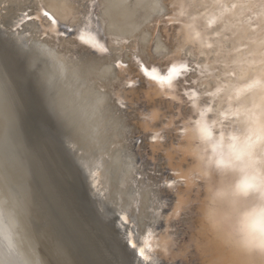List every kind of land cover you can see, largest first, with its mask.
<instances>
[{
    "label": "bare ground",
    "instance_id": "bare-ground-1",
    "mask_svg": "<svg viewBox=\"0 0 264 264\" xmlns=\"http://www.w3.org/2000/svg\"><path fill=\"white\" fill-rule=\"evenodd\" d=\"M222 3L237 7L221 17L215 0H103V8L96 9L100 23L90 21L107 42L108 53L100 55L76 38V28L90 10L88 0H0V40L33 85L50 119V133L61 141L70 164L85 176L87 199L99 217L122 213L138 236L146 230L141 240L150 245L149 264H264L259 256L237 258L231 237L218 242L204 220L210 209L208 179L212 186L228 182L226 175L212 170L217 152L229 150L231 136L238 137L236 144L242 143L247 109L254 110L258 121L264 119L259 95L264 84V0ZM27 10L40 22L24 21L11 30L10 25ZM43 11L57 19L58 30L66 33L59 45L40 36V30L51 26ZM210 18L216 22L207 27ZM38 46L48 48L53 57L42 55ZM117 61L120 67L115 66ZM85 63L86 71L81 68ZM185 64L187 73L174 81L172 89H161L142 71L155 67L166 75L173 65ZM0 65L4 68L2 58ZM253 81L255 95L240 104L245 94L239 90ZM181 87L193 89L178 96ZM100 96L105 107L96 104ZM201 120L213 131L211 141L201 140L195 131ZM154 133L160 136L155 141ZM1 146L4 169L15 178ZM47 157L56 175L49 180L41 175V193L33 188L53 214L64 242L78 251L80 259L75 261L104 264L105 259H94V253L86 255L87 248L77 238L80 222L72 217L86 220L74 203L78 200L73 179ZM205 172L208 179L200 178ZM58 180L65 196L73 200L72 207L59 203L54 183ZM18 183L22 190L24 184ZM217 212L223 217L227 208L218 205Z\"/></svg>",
    "mask_w": 264,
    "mask_h": 264
},
{
    "label": "water",
    "instance_id": "water-1",
    "mask_svg": "<svg viewBox=\"0 0 264 264\" xmlns=\"http://www.w3.org/2000/svg\"><path fill=\"white\" fill-rule=\"evenodd\" d=\"M20 15L21 17L10 25L11 30H16L19 27L18 24L24 21L34 20L40 22L38 18L31 14L30 10L22 11ZM39 33L41 37H46L44 36V30H40ZM0 58L3 59L4 63V68L0 65V126H2L3 136L1 139L4 141L0 140V144L3 143V147L1 146L3 153L8 159V166L14 172V175H17L15 169H24L28 176H32L31 178L34 179L33 182L36 184L37 190L41 193L39 188L42 180L41 175H44L48 180L49 178L54 179L52 175H56L52 166L54 163L48 159V154L50 159L68 171L70 178L73 179V182L72 180L71 182L75 187L76 199L78 200L74 203L86 221L83 222L76 214L74 217H70L77 218L80 222V224L77 222L76 225L81 235L79 239L83 244L92 243L95 245L98 253L101 254L100 256L109 259L112 264L151 263L150 255L152 251H150V245L146 249V255L149 256L147 261L139 255V249L144 247L141 237L145 235L146 230L138 236L132 231L131 224L124 219L122 213H117L116 216L110 215L106 218L99 217L96 214L92 204L87 199L86 192L89 187L85 176L75 166L71 165L72 162L62 148L61 141L56 135L50 133V119L44 112L33 85L23 69L20 68V65L12 58L11 51L2 40H0ZM115 66L120 67L118 61L115 62ZM180 89L177 91L178 96L186 95L193 88L185 89L181 87ZM176 97L169 96L170 99L175 100V103L183 105L184 103H180ZM14 139H17L16 141L23 147L26 146L27 151H22L20 146L17 145L18 143L13 141ZM167 181L173 180L168 178ZM54 183L57 198L61 201L59 203L64 207L68 204L72 207L71 202L73 200H68V197L65 196L60 180ZM132 243H135L137 247L133 248ZM6 259L8 260L7 256Z\"/></svg>",
    "mask_w": 264,
    "mask_h": 264
},
{
    "label": "snow or ice",
    "instance_id": "snow-or-ice-1",
    "mask_svg": "<svg viewBox=\"0 0 264 264\" xmlns=\"http://www.w3.org/2000/svg\"><path fill=\"white\" fill-rule=\"evenodd\" d=\"M73 3L77 2V0H72ZM88 4L90 7L89 12L85 15L83 21L80 23V25L76 28L77 32V39L90 47L93 50H96L98 54L104 55L107 54L109 49L107 46V42L103 41L99 34L96 32V30L91 26L90 21L93 19L96 20L97 24L100 23L99 14L96 11V9H102L103 8V0H88ZM243 6V5H241ZM215 7L219 8L221 10L220 16H223L224 11H229L231 9H234L237 7L236 4L226 5L222 3V0H215ZM248 7H252L251 5H248ZM261 7H264V5H261ZM42 15L44 17H47L51 21V26L46 28L44 30V36L48 37L49 39H54L59 45L60 38L66 36L65 32H61L58 30L57 27V19H53L47 11H43ZM74 20L77 18L76 16L72 17ZM61 21H65L66 17H59L58 18ZM262 19H264V13H262ZM23 22V18H22ZM216 21L214 19H208L207 20V27H211L212 24H214ZM65 27L67 28V24L65 23ZM102 27V26H101ZM83 29V31H82ZM68 31H72L71 28H68ZM210 48L211 45H208ZM262 47H264V43H262ZM38 50L42 55H47L49 57H53V53L49 51L48 48L38 46ZM261 55H264V52L261 53ZM86 63L81 65V68L86 71ZM142 71L144 75L148 78H150L153 81H156L161 89H172L174 85V81L181 78L183 75H185L188 71L187 65H182L181 67H177L173 65L167 72L166 75H161L158 73L157 69L155 67H152L151 69L147 67H142ZM262 75H264V70H262ZM256 81H253L250 84H247L245 88H241L239 91L240 93H244V97L242 100L239 101L240 104H245L247 101H249L255 93L253 90L256 88ZM131 86V85H129ZM259 95L262 102H264V84L260 85L259 89ZM96 104L100 107L106 106V101L103 96H100L96 100ZM261 112H264V108L261 109ZM244 119H245V130L242 133V144L244 145V152L235 155L236 160H242V157L244 154H247L249 159L247 161H243L239 167V170L242 173H245L244 178L235 186V189L233 191H225L221 186L224 185V182L222 181L219 186H212L211 180L208 179V173L205 172L201 175L200 178L202 179H208V182L210 184L209 187V201H210V209L212 210V217L215 219L217 217V206L223 205L226 198L228 197H238L240 194H247L250 188H253L254 185L251 182L252 180H256L260 175V168H264V119H260L259 121L256 118V114L253 109H247L245 111ZM146 119H152V117H146ZM196 129L199 138L203 141H211L213 139V131L209 128L206 122L203 120L196 122ZM125 132H127V129H125ZM160 138L159 133L153 134V140H157ZM221 139H223V134H221ZM230 139L233 141L229 145V157H232L233 151L236 147L235 141L238 139L237 136H231ZM223 155V153H221ZM211 163V161H209ZM217 167H224L228 166L229 162L225 161L224 159H218L215 161ZM259 165V168L257 167ZM95 166H99L96 164ZM251 170L255 173V175H252L251 178H249V175L247 174L248 171ZM92 179H95V173L92 174ZM261 201H264V192L261 193L260 196ZM231 203H234V199L230 201ZM127 219L126 217L124 218ZM132 247L136 248L137 245L135 243H132ZM149 247L148 241H144V247H141L139 249V255L143 260L147 261L149 259V256L146 255V249ZM262 261H264V257H261ZM230 264H243V262L240 261H232Z\"/></svg>",
    "mask_w": 264,
    "mask_h": 264
},
{
    "label": "rangeland",
    "instance_id": "rangeland-1",
    "mask_svg": "<svg viewBox=\"0 0 264 264\" xmlns=\"http://www.w3.org/2000/svg\"><path fill=\"white\" fill-rule=\"evenodd\" d=\"M4 166V161L0 155V264H9V262L13 264H79L75 261L78 260V257L80 259L78 251L75 249L77 255L72 245L66 243L67 241L60 233V229L52 217L53 214L51 215L42 196L40 197L38 191L35 190L37 188L36 184L29 181V179H33L30 178L32 176H25L27 173L24 170L16 169L17 175H15V178L21 181L22 185L24 184L23 189L20 190L18 180L12 177L8 171H5ZM25 187L27 190L24 189ZM43 213L44 215H42ZM48 225L51 227V230H49ZM50 233L51 235L54 234V236H51ZM79 234H77V238H80L79 236L81 235ZM58 237L61 238V241ZM85 247L87 248L86 255L94 253L96 255L94 259L101 257V261L105 259L103 261L104 264H112L109 259L99 256L101 254L98 253V250H96L95 245H92V243L85 244ZM64 255L68 256L69 259L71 258L73 262H68ZM6 256L7 258L12 256L13 260H7Z\"/></svg>",
    "mask_w": 264,
    "mask_h": 264
},
{
    "label": "clouds",
    "instance_id": "clouds-1",
    "mask_svg": "<svg viewBox=\"0 0 264 264\" xmlns=\"http://www.w3.org/2000/svg\"><path fill=\"white\" fill-rule=\"evenodd\" d=\"M227 152H217L218 159L228 161V166L217 167L215 161L212 170L218 171L228 177V182L223 186L225 191H233L235 186L244 178L245 173L239 170L243 161L249 159L244 154L242 160H236L235 155L244 152V145L236 144L232 157ZM223 153V155H221ZM259 168V165H257ZM249 178L255 175L251 170L247 173ZM254 185L247 194L238 197L226 198L223 205L227 208V214L223 217L217 212V217H212V210L204 213V220L208 230L216 237L218 242L225 243L231 237L234 255L237 258L264 257V201H261V193L264 192V168H260V175L251 181ZM234 199V203H231Z\"/></svg>",
    "mask_w": 264,
    "mask_h": 264
}]
</instances>
